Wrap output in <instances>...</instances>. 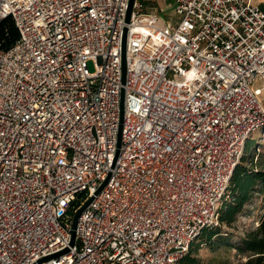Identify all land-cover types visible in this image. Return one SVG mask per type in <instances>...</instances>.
Returning <instances> with one entry per match:
<instances>
[{"label": "built area", "instance_id": "1", "mask_svg": "<svg viewBox=\"0 0 264 264\" xmlns=\"http://www.w3.org/2000/svg\"><path fill=\"white\" fill-rule=\"evenodd\" d=\"M129 2L0 0V264H181L220 224L264 127V0Z\"/></svg>", "mask_w": 264, "mask_h": 264}, {"label": "trees", "instance_id": "2", "mask_svg": "<svg viewBox=\"0 0 264 264\" xmlns=\"http://www.w3.org/2000/svg\"><path fill=\"white\" fill-rule=\"evenodd\" d=\"M18 39L19 30L13 16L9 15L5 18H0V50L11 48ZM250 146L251 144L247 142V149ZM254 154L247 151L236 165L231 178L229 192L232 200L226 202L229 196L226 198L221 209L220 222H233L236 215L243 211L244 205L255 196V193L264 192V152L257 153L256 156ZM255 157L257 158L255 159ZM219 225L205 228L198 238H203L205 241L209 240L210 244H213L214 242L211 239L215 236V243H219L222 240ZM237 249L239 252L247 253L248 255V259L244 264H264V216L255 229L245 234L241 244L237 245ZM193 251L192 245L181 264H200L197 258L192 256Z\"/></svg>", "mask_w": 264, "mask_h": 264}, {"label": "rangeland", "instance_id": "3", "mask_svg": "<svg viewBox=\"0 0 264 264\" xmlns=\"http://www.w3.org/2000/svg\"><path fill=\"white\" fill-rule=\"evenodd\" d=\"M254 3H260L261 0H253ZM146 4L156 7L159 16L163 22L173 25L178 14L172 5L165 8H157L156 0H145ZM169 3V1H168ZM161 21V22H162ZM91 70H94L93 63H89ZM264 79H258L255 86H263ZM251 144L250 148H245L244 153H263L264 152V127L252 134L247 141ZM242 154V155H243ZM257 157H255L256 159ZM241 161V159H240ZM232 200V196L228 197V201ZM225 203V202H224ZM264 216V192L255 193V196L244 205L243 211L236 215V218L231 223L220 222L219 230L222 235V240L215 243V236L212 237L213 244L210 241H205L203 238H198L193 244L194 251L192 256L197 258L200 264H244L248 259L247 253L239 252L237 245L241 244L245 234L255 229L262 217ZM217 238V237H216Z\"/></svg>", "mask_w": 264, "mask_h": 264}, {"label": "water", "instance_id": "4", "mask_svg": "<svg viewBox=\"0 0 264 264\" xmlns=\"http://www.w3.org/2000/svg\"><path fill=\"white\" fill-rule=\"evenodd\" d=\"M135 0H130L129 2V8H128V12H127V17H126V21L129 22L131 19V14H132V10H133V4H134ZM127 27L124 29V34H123V81H125V77H126V70H127V66H126V45H127ZM107 180L100 186V188L98 189L97 193L100 192V190L104 187V185L106 184ZM94 197H91L75 214L73 217V222H72V228H71V241L70 244L73 245L75 243V239H76V227H77V221L78 218L80 216V214L82 213V210L90 203V201L93 199ZM68 251V248H65L64 250L57 252L55 254L46 256L44 258H42L41 260H39L38 263L47 260L53 256H58L60 254L66 253Z\"/></svg>", "mask_w": 264, "mask_h": 264}, {"label": "crops", "instance_id": "5", "mask_svg": "<svg viewBox=\"0 0 264 264\" xmlns=\"http://www.w3.org/2000/svg\"><path fill=\"white\" fill-rule=\"evenodd\" d=\"M169 0H156V6L157 8H165L166 6H168L170 4V2L168 3ZM171 5V4H170Z\"/></svg>", "mask_w": 264, "mask_h": 264}]
</instances>
